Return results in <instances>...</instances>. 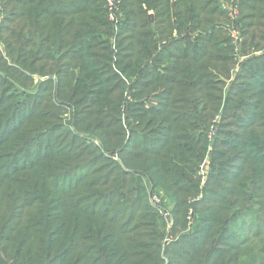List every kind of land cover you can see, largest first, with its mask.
Wrapping results in <instances>:
<instances>
[{"label":"trees","instance_id":"1","mask_svg":"<svg viewBox=\"0 0 264 264\" xmlns=\"http://www.w3.org/2000/svg\"><path fill=\"white\" fill-rule=\"evenodd\" d=\"M2 2L17 10L0 23L14 63L0 52V264H264V53L252 54L264 48L259 24H244L254 26V47L237 62L229 28L239 15L225 12L222 42L202 28L214 0H120L116 37H128L123 55H135L136 67L123 73L138 75L128 112L139 122L148 117L123 140L113 128L122 121L113 101L122 82L101 60L109 62L108 52L91 58L85 21L99 3L107 43L111 21L101 0ZM14 18L23 21L18 33ZM33 75L41 83L22 93ZM65 100L79 111L75 133L56 122ZM80 133L99 149L81 146ZM108 154L118 159L106 156V170ZM157 189L179 216L166 260L149 200Z\"/></svg>","mask_w":264,"mask_h":264},{"label":"rangeland","instance_id":"2","mask_svg":"<svg viewBox=\"0 0 264 264\" xmlns=\"http://www.w3.org/2000/svg\"><path fill=\"white\" fill-rule=\"evenodd\" d=\"M208 1V0H205ZM103 3V9L106 12L107 19L111 24V34L109 35L107 39V43H103V40L107 34V28L105 25H103L102 20L104 17L102 7L98 3V5H92L90 4V9L94 10V13L92 11L88 12L87 18H86V25L88 30L90 31L89 38L91 39L92 46H94L93 49L90 50L92 52V59H95L97 55L105 56L108 52L109 54V62H105V60L101 59L103 64L107 65L109 64L112 67V70L115 72V74L119 75L121 79V84L118 86L117 90L114 91L113 93V101L114 104L116 105L117 110L120 112V118H122V121L119 123L118 127H113L116 130H120L123 135V140L128 139L129 135L132 137H135V129L137 130L136 132H140L142 129V126L146 124L148 121V117H145L144 119H141L140 122L138 121L139 118L137 116H133V111H129L130 106H134L135 104V88H136V81L138 79V75H133L129 71V74L123 73V69L126 65H133L130 69H133L134 71L136 70L135 67V55L132 57H128L127 55H123L126 51L125 49L128 47V37L125 35L119 37V41L117 40L116 35L118 34L120 25H122V20L124 16L119 13V4L120 0H101ZM15 8V9H13ZM16 5L14 3L4 6L2 0H0V22L3 20V16L6 14H11L13 11H16ZM229 9H234L237 11V17L238 15L240 16L239 19V26L236 28L235 25H231L229 28V38L231 40V43L233 42L232 45H234L235 49V56L237 62H240L244 60L245 56H242L240 53H243V48L245 51H249L254 47V44L252 43V33L254 30V26L251 28L245 26L244 24L249 23V24H259L258 27H256V30L259 32V36L263 38L264 36V0H214L211 5H208L206 8V11L209 12L204 15L205 19L210 20V25H204L202 28H210L215 31V34L219 32V41L222 42V39H224V36H227V28L225 25V12L228 13ZM213 10V11H212ZM215 10V11H214ZM212 11V14H211ZM217 12L218 15L214 16V14ZM203 17V16H202ZM236 17V18H237ZM92 18V19H90ZM102 19V20H100ZM23 21H20L19 19H15L12 24V30L15 33H18L19 31V26H22ZM238 25V23H237ZM73 30H80L83 32V28L81 27L80 24L75 23L74 24ZM27 32V31H25ZM110 32V29H109ZM224 33V35H221ZM226 33V34H225ZM2 36V35H1ZM4 37L6 35H3ZM8 38V37H5ZM217 39V40H218ZM1 40V39H0ZM255 41V40H254ZM262 41V45H264V40ZM256 42V41H255ZM259 42V41H258ZM221 44V43H220ZM220 44L218 45L220 47ZM36 48V45H35ZM109 49V51H108ZM253 51V50H252ZM251 51V52H252ZM0 52L4 55V58L6 60V64L8 66H14L13 61L11 60L10 57H8L5 53V46L4 42L0 41ZM56 52V51H55ZM250 52V55H251ZM264 53V48L260 51H253L252 54L255 55H261ZM41 54H43L44 57L50 58L51 55L49 53H46V51H42ZM47 54V55H46ZM174 54V53H171ZM165 64H168L170 60H168L167 56H165ZM100 62V61H99ZM239 70L238 66L235 67L234 72H237ZM111 71V73L114 74V72ZM37 75H33L34 81L32 82V85L24 88L23 90L20 88L21 92H33L34 89L36 88V85H39L41 81L39 78H37ZM13 80L10 79V82ZM112 85H114L113 82H108L105 85V88H110ZM14 91H10L8 94H12ZM56 103L57 100L52 101V103ZM68 104L60 105L61 110L56 111L55 113L57 114L58 120L56 121L59 125L61 124V131L63 129L69 130L71 133H75L78 130L70 125L72 122L73 116L76 114V112L79 111H74L73 106L70 104L69 101L65 100ZM43 105H48L49 103L44 102ZM53 110V108H50V112ZM128 112V113H127ZM127 115V117H126ZM142 124V126H139L136 124ZM136 126V128H135ZM155 127V124H150L147 125L148 130H152ZM108 131L103 130V132H110V128L107 129ZM146 131V130H142ZM88 135H91L88 133ZM80 139H82L83 142H81V146H86V148L90 150H95L96 148L99 149L98 141L96 139H93L90 136L85 135L84 133L79 134ZM94 146V147H93ZM106 156H110L111 160H117L118 157L114 154H108L103 157L102 163L106 164V170L109 169V165L111 160H108ZM208 164H209V159H204V161L199 165V170L202 166L204 172H205V177L208 173ZM198 170V176L202 179V174ZM146 179L144 180L145 184L148 186L146 183ZM204 181L201 180V183ZM200 183V184H201ZM202 185V184H201ZM208 188H211L208 187ZM212 189V188H211ZM148 190V188H147ZM149 192V190H148ZM154 194L150 195V203L153 207H156L158 209V214H159V224H156V229L153 227H150V229H154L156 232H160L161 234V249L162 253L163 251L173 242H175L178 238V236L173 232H171V228L173 225L174 217L178 218L179 216H176L171 213V211L174 209V201L169 198L166 194H164L160 189L155 190ZM205 195V194H204ZM159 200V204L156 205L152 197ZM195 196H199V193L197 192ZM207 196H210L209 193H207ZM245 219L248 221L250 217H245ZM154 226V225H153ZM1 235H5V232H1ZM165 260L166 258L168 259L167 256L164 255L162 256Z\"/></svg>","mask_w":264,"mask_h":264},{"label":"built area","instance_id":"3","mask_svg":"<svg viewBox=\"0 0 264 264\" xmlns=\"http://www.w3.org/2000/svg\"><path fill=\"white\" fill-rule=\"evenodd\" d=\"M228 16H229L231 19H235V18L237 17V11L234 10V9H229V10H228ZM0 23H1V22H0ZM199 171H200L201 174H202V176H201L202 179H201V180L204 181V180H205V172H204L202 166H201V168H200ZM152 200H153V202H154L156 205L159 204V200L156 199V198H154V196L152 197Z\"/></svg>","mask_w":264,"mask_h":264}]
</instances>
